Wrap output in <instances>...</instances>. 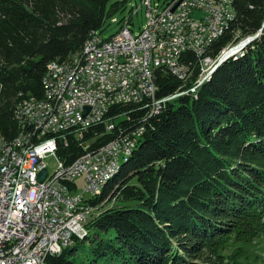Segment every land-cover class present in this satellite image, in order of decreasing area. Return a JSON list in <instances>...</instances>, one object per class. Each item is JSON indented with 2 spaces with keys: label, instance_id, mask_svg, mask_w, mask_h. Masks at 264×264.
<instances>
[{
  "label": "trees",
  "instance_id": "16d2710c",
  "mask_svg": "<svg viewBox=\"0 0 264 264\" xmlns=\"http://www.w3.org/2000/svg\"><path fill=\"white\" fill-rule=\"evenodd\" d=\"M127 1L0 0V139L16 136L18 103L43 95L48 63L80 51ZM233 6L235 20L215 55L234 32L249 37L264 23V0ZM156 84L157 96L166 97L182 82L158 71ZM145 127L128 161L90 199L97 215L84 237L45 264H264L257 250L264 241V27L241 56L226 59ZM79 240L94 255L87 263L77 257Z\"/></svg>",
  "mask_w": 264,
  "mask_h": 264
},
{
  "label": "built area",
  "instance_id": "2783aa9c",
  "mask_svg": "<svg viewBox=\"0 0 264 264\" xmlns=\"http://www.w3.org/2000/svg\"><path fill=\"white\" fill-rule=\"evenodd\" d=\"M224 1L170 0L161 7L142 0L145 23L138 33L131 31L128 21L108 38L93 30L75 68L60 66L53 83H47L49 96L33 98L45 102V113L32 107L30 116H23L22 107L24 129L16 133L25 132V140L19 147H1L5 160H0V264H45L47 256L66 248L97 215L89 201L123 147L133 146L143 136L145 122L168 102L192 92L194 85L181 88L196 70L194 84L248 38L236 31L214 54L235 20L228 17ZM160 27H167V35H158ZM158 71L182 82L180 90L158 97ZM69 144L74 150L60 157L59 150ZM17 149H24V156H17ZM42 170L45 175L39 181ZM80 192H87V199H80Z\"/></svg>",
  "mask_w": 264,
  "mask_h": 264
},
{
  "label": "bare ground",
  "instance_id": "6f19581e",
  "mask_svg": "<svg viewBox=\"0 0 264 264\" xmlns=\"http://www.w3.org/2000/svg\"><path fill=\"white\" fill-rule=\"evenodd\" d=\"M234 0H225L224 1V10L227 11V15L229 18H235V10L233 6ZM91 33L88 34V37L86 41L84 42L82 49L78 52H74L68 56V58L64 61H52L48 63L47 70L42 77V87H43V95L42 96H49V88L47 86V83H53V74L57 73L59 71L60 66L61 67H67V68H75V61H80L82 56L85 55L87 50V45H90L91 43ZM158 35H167V27H160L158 28ZM244 49L237 51V49H232L228 54L234 53L231 56L235 55H242ZM231 56H228L226 59L230 58ZM223 56H221L218 59V62L214 64L211 68L207 71V76L200 81V83H195L194 88L192 92L195 93V91L205 82L208 81L211 77V72L215 69V67L218 65L220 60ZM73 60V61H72ZM34 97L28 96L26 98L22 99V104H19L15 110V119L18 122V130L24 129V120H21L22 118V107H23V116H30V113H32V107H37V113H45V102H38V100H33ZM142 138V136L139 138V140ZM21 140H25V132H18L16 136L11 141H5L0 139V160H5V151L1 149V147H8L12 144V147H19L21 144ZM139 140L133 145L128 147H123V150L121 152V155L117 157L114 161L111 162L109 166L105 169V174L100 177V181L98 183V192L103 188V186L114 177V175L120 170L121 166L126 163L129 159V157L132 155L133 151L137 148V145L139 143ZM17 156H24V149H17ZM97 193L91 198L93 199ZM80 199H87V192H80ZM90 208L92 210V207L90 205ZM93 213V210H92ZM86 234L85 226L79 230L77 233H75V238H80L83 235ZM73 242V241H72ZM72 242L67 243V246H70ZM61 252V251H60Z\"/></svg>",
  "mask_w": 264,
  "mask_h": 264
},
{
  "label": "rangeland",
  "instance_id": "374dc122",
  "mask_svg": "<svg viewBox=\"0 0 264 264\" xmlns=\"http://www.w3.org/2000/svg\"><path fill=\"white\" fill-rule=\"evenodd\" d=\"M169 1L170 0H152V2L157 3L161 7L164 6ZM136 11L137 13L133 14ZM127 21L131 22L132 25H129V26H130L131 31H133L134 34L138 33L141 30V28L143 27L145 23V7H143L142 5V0H128L126 2L125 8L122 11L118 10L111 17L105 19V24L102 28V33H101L102 37L108 38L109 36L114 35L115 33L119 31L121 25ZM47 164H48L49 169H51L54 164V161L52 159L47 160ZM77 184H78V189L83 187L82 179L77 180ZM110 206H112V204H105L106 208ZM101 210H103V208ZM85 227H86V230H88L87 225ZM83 237L84 235L78 239H81ZM76 246H77V257L81 261L83 260L85 263H87L89 260L92 259L94 255L91 253L87 243L83 244L79 240ZM261 249L264 250V241L260 242L258 245L257 250L259 254L264 252V251H261ZM262 258L264 259V253L262 254ZM98 260H99L98 264H123L121 261H118V260H111V259H104V258H99Z\"/></svg>",
  "mask_w": 264,
  "mask_h": 264
},
{
  "label": "water",
  "instance_id": "95a60500",
  "mask_svg": "<svg viewBox=\"0 0 264 264\" xmlns=\"http://www.w3.org/2000/svg\"><path fill=\"white\" fill-rule=\"evenodd\" d=\"M264 27V23L259 31V33L262 31V28ZM257 38L256 35L253 36H249L247 39H244L242 42H240L239 44H237V46L235 47V49H240L242 47L247 46L248 44H250L252 41H254ZM230 54H226L225 56L222 57V59L220 60V62L218 63V65L215 67V69L211 72V75L214 73V71L226 60V58L229 56ZM45 175V170H42V172L40 173L38 180L42 181Z\"/></svg>",
  "mask_w": 264,
  "mask_h": 264
}]
</instances>
